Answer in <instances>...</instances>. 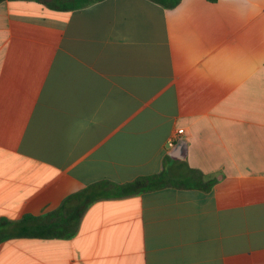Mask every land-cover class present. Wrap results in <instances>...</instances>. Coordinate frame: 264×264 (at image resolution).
I'll list each match as a JSON object with an SVG mask.
<instances>
[{
    "label": "crops",
    "instance_id": "1",
    "mask_svg": "<svg viewBox=\"0 0 264 264\" xmlns=\"http://www.w3.org/2000/svg\"><path fill=\"white\" fill-rule=\"evenodd\" d=\"M72 4L0 2V264H264V0ZM163 170L214 184L96 200L70 238L14 231Z\"/></svg>",
    "mask_w": 264,
    "mask_h": 264
},
{
    "label": "trees",
    "instance_id": "2",
    "mask_svg": "<svg viewBox=\"0 0 264 264\" xmlns=\"http://www.w3.org/2000/svg\"><path fill=\"white\" fill-rule=\"evenodd\" d=\"M3 0H0L2 2ZM100 0H73L72 8H82ZM166 9L174 8L181 0H150ZM216 1V0H210ZM169 162L165 161V165ZM191 176L172 177L163 170L157 175L141 177L131 183L115 185L109 182L93 184L86 189L70 196L53 214L40 218H26L20 222L14 231L19 234L38 238L72 237L78 230V225L85 209L94 201L112 196H129L146 191H155L167 186L195 187L208 191L214 180L202 179L200 173L193 172ZM29 222L30 225H23ZM6 222L0 223V241L10 234V226Z\"/></svg>",
    "mask_w": 264,
    "mask_h": 264
},
{
    "label": "built area",
    "instance_id": "3",
    "mask_svg": "<svg viewBox=\"0 0 264 264\" xmlns=\"http://www.w3.org/2000/svg\"><path fill=\"white\" fill-rule=\"evenodd\" d=\"M184 133L183 129L177 131L176 136L171 137L166 144V149L169 150L174 146L175 140Z\"/></svg>",
    "mask_w": 264,
    "mask_h": 264
}]
</instances>
